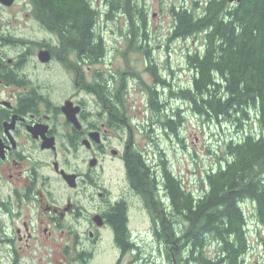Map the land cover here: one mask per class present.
<instances>
[{
	"label": "rangeland",
	"instance_id": "374dc122",
	"mask_svg": "<svg viewBox=\"0 0 264 264\" xmlns=\"http://www.w3.org/2000/svg\"><path fill=\"white\" fill-rule=\"evenodd\" d=\"M131 2L145 14L144 24L136 13H132L130 18L122 7L112 9V17L107 18L105 12L110 9L108 0H91L100 11L95 30L102 37L105 54L101 63L91 64L89 68L83 62L78 64L75 55H67L70 60L68 65L62 60L63 50L60 49L56 34L48 31L36 19L28 0H15L10 6L0 3V60L8 62L10 59V65L20 61V72L26 74L34 84L48 89L54 101L69 95L82 97L86 101V110L92 112L95 110V98L89 92L92 89L89 84H93L95 70L102 73L110 87L115 89L118 84L122 85L121 80L124 81L125 87L118 92L119 105L127 116L137 148L143 150L150 160L155 158L154 154L156 157L161 155L165 166L181 179L186 189L201 194L206 187V174L225 163L226 142L239 139L244 132L236 131L228 122L207 120L192 112L187 101L169 94L171 88L177 90L190 85L193 74L187 67L186 54L200 48L202 44L200 34L187 38L171 37L173 17L170 7L191 6L193 0ZM42 48L50 50L52 57L49 62L38 59L37 54ZM139 48L143 50H137ZM149 64L154 65L155 71L166 80V84L154 82V76L147 69ZM63 65L71 72L64 70ZM75 71L79 74L78 82L85 88L84 91L75 87L72 74ZM109 73H113V78L108 77ZM154 83L158 90V107L149 103L148 87ZM14 91L13 86L0 85V98L10 97ZM166 117L175 120L180 117L181 121L172 130L161 123ZM257 129L252 114L243 130L257 132ZM125 133L126 130L123 136ZM120 138H113L112 142L116 145ZM43 172L51 174L49 167L44 168ZM121 176L118 163L109 161L105 180L112 184L113 195L123 188ZM49 188L55 199L62 202L66 198L68 189L57 178L52 176ZM163 194V191H159V195ZM0 195H5L1 188ZM85 202L90 212L92 204L88 198ZM241 207L246 219L247 245L242 264H263L264 225L258 221L251 200L242 201ZM21 211L22 214L16 220H11L0 208V264H11L13 254L4 237H16L15 227H22L23 220L28 223L32 221L33 236L28 246L15 240L20 264H116L119 251L109 233L103 234L98 243L85 241L91 255L87 261L76 262L74 259L78 253L72 250L74 247L66 248L67 243H71L67 230L53 231L51 237H47L42 226L37 227L35 218L39 211L26 205ZM79 228L81 230L82 226ZM128 229L136 246L121 256L118 264H171L165 257L163 244L153 233L149 211L142 197L135 192H130L129 197ZM218 248V243L209 241L207 254L214 256ZM186 264L199 263L189 261Z\"/></svg>",
	"mask_w": 264,
	"mask_h": 264
},
{
	"label": "trees",
	"instance_id": "16d2710c",
	"mask_svg": "<svg viewBox=\"0 0 264 264\" xmlns=\"http://www.w3.org/2000/svg\"><path fill=\"white\" fill-rule=\"evenodd\" d=\"M28 1L36 19L56 34L63 50L61 58L67 65V55L86 60L88 65L104 57V43L95 30L100 11L91 0ZM131 1L108 0L110 9L105 16L112 17V9L122 7L130 18L136 13L144 24L145 14ZM170 11L171 37L200 34L202 44L186 54L187 67L193 74L190 85L171 88L169 94L187 101L192 112L210 121L228 122L244 134L226 142L225 163L206 174L201 194L186 189L165 166L164 203L161 196L155 197L148 179L149 168L140 158L132 164L130 179L149 211L153 233L171 264H242L247 249L242 201L254 203L257 219L264 225V0H193L191 6L172 5ZM147 69L154 82L166 84L153 64ZM104 79L101 92L107 95ZM98 84L89 85L101 94ZM155 87V83L148 87L149 103L158 107ZM252 114L257 132L243 130ZM180 121V117H166L161 123L174 130ZM116 229L122 239L124 222L118 221ZM209 241L219 245L214 256L207 254ZM13 264H20L18 257Z\"/></svg>",
	"mask_w": 264,
	"mask_h": 264
},
{
	"label": "flooded vegetation",
	"instance_id": "af4514ba",
	"mask_svg": "<svg viewBox=\"0 0 264 264\" xmlns=\"http://www.w3.org/2000/svg\"><path fill=\"white\" fill-rule=\"evenodd\" d=\"M75 61L78 64L86 62ZM8 62L0 60V85L13 86L15 91L10 97L0 98V188L5 192V195H0V208L11 220L22 214L24 205L39 211L35 218L37 227L42 226L47 237H51L53 231L67 230L71 243H67L66 248L74 247L72 250L78 253L74 259L76 262L87 261L91 255L85 241L95 244L103 234L109 233L119 251L118 264L121 256L136 246L128 229V209L130 192L140 195L130 179L132 164L137 158L149 168L148 179L156 191L155 197L161 196L162 201L165 198L159 195V191H163L164 160L155 154V158L150 160L143 150L137 148L127 116L120 109L118 89L125 87L124 81L121 80L122 85L118 84L115 89L105 78L107 95H102L103 76L95 70L93 83H99L101 94L92 89L89 91L95 98V110L92 112L86 110V101L82 97L69 95L54 101L48 89L34 84L20 72V61L12 65ZM63 69L71 72L65 66ZM72 74L75 87L84 91L78 82V72ZM108 77L113 78V73ZM67 102L72 104L76 123L69 120L63 109ZM117 137L122 141L118 140L115 145L112 139ZM112 160L118 163L123 181V188L114 195L112 184L105 180L108 162ZM47 167L51 174L43 172ZM62 172L72 174L73 182H67ZM52 176L72 191L67 190L62 202L54 198L49 188ZM87 198L92 204L90 212L86 208ZM29 221L23 220L22 227H15L16 237H4L13 254L11 264L15 257L20 258L15 240L24 242L25 246L30 245L33 224ZM118 221L120 224L124 222L122 239L117 236Z\"/></svg>",
	"mask_w": 264,
	"mask_h": 264
},
{
	"label": "water",
	"instance_id": "95a60500",
	"mask_svg": "<svg viewBox=\"0 0 264 264\" xmlns=\"http://www.w3.org/2000/svg\"><path fill=\"white\" fill-rule=\"evenodd\" d=\"M15 0H0V3H2L4 6H10ZM241 0H229V2H240ZM51 58V54L49 52V50L47 49H41L38 52V59L41 62H48ZM71 103L67 102L66 106H64V111L66 113V115L68 116L69 120L76 123V118H75V111L71 109ZM2 155V147L0 145V156ZM63 176L65 178V180L69 183H72V178L73 175L72 174H66L65 172H62ZM263 247V264H264V243L262 245Z\"/></svg>",
	"mask_w": 264,
	"mask_h": 264
}]
</instances>
